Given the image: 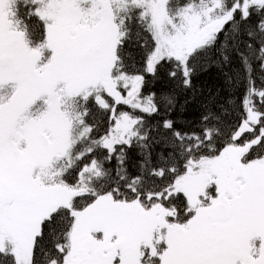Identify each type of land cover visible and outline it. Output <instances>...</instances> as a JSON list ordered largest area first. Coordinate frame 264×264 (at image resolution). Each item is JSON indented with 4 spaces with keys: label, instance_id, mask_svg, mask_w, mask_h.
Returning <instances> with one entry per match:
<instances>
[{
    "label": "snow or ice",
    "instance_id": "obj_1",
    "mask_svg": "<svg viewBox=\"0 0 264 264\" xmlns=\"http://www.w3.org/2000/svg\"><path fill=\"white\" fill-rule=\"evenodd\" d=\"M0 264H264V0H0Z\"/></svg>",
    "mask_w": 264,
    "mask_h": 264
}]
</instances>
